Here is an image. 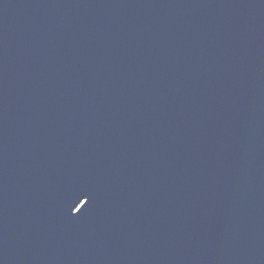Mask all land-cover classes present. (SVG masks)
Instances as JSON below:
<instances>
[{"label":"water","instance_id":"95a60500","mask_svg":"<svg viewBox=\"0 0 264 264\" xmlns=\"http://www.w3.org/2000/svg\"><path fill=\"white\" fill-rule=\"evenodd\" d=\"M0 264H264V0H0Z\"/></svg>","mask_w":264,"mask_h":264}]
</instances>
